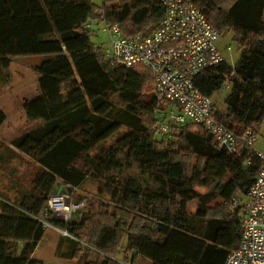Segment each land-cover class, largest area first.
<instances>
[{
    "label": "trees",
    "instance_id": "trees-1",
    "mask_svg": "<svg viewBox=\"0 0 264 264\" xmlns=\"http://www.w3.org/2000/svg\"><path fill=\"white\" fill-rule=\"evenodd\" d=\"M191 1L219 34L232 33L240 51L233 67L223 60L198 73L195 85L211 96L228 84L220 119L234 130L255 128L264 121V0ZM162 15L159 0H0V69L14 56H43L34 66L39 92L22 105L41 124L10 142L40 169L18 203L0 196V264H42L32 257L45 231L38 214L58 182L79 187L89 178L109 199L78 220H52L69 233L60 235L68 249L57 247L58 255L74 264H135L138 257L223 264L237 247L241 213L231 197L247 192L259 159L249 149L236 156L217 148L198 124L156 139L155 101L145 92L149 70L113 63L86 27L98 19L125 35L146 36ZM5 118L0 110V125ZM122 127L130 132L90 154Z\"/></svg>",
    "mask_w": 264,
    "mask_h": 264
},
{
    "label": "built area",
    "instance_id": "built-area-1",
    "mask_svg": "<svg viewBox=\"0 0 264 264\" xmlns=\"http://www.w3.org/2000/svg\"><path fill=\"white\" fill-rule=\"evenodd\" d=\"M159 1L163 15L149 35H125L117 25L98 19L87 21L86 27L103 24L101 29L109 36L103 53L113 63L124 67L139 64L149 70L155 101V136L169 138L177 129L198 124L210 133L217 148L236 156L249 149L259 159L258 172L247 192L231 197V205L241 212V236L223 264H264V152L255 148L256 129L228 127L220 119V110L211 96L203 95L194 83L198 73L224 60L217 44L219 32L191 0ZM60 185L63 188L47 198L37 218L45 229L69 235L52 220H78L81 210L78 217L73 211L83 204V199L63 203L62 198H69L77 187Z\"/></svg>",
    "mask_w": 264,
    "mask_h": 264
},
{
    "label": "rangeland",
    "instance_id": "rangeland-1",
    "mask_svg": "<svg viewBox=\"0 0 264 264\" xmlns=\"http://www.w3.org/2000/svg\"><path fill=\"white\" fill-rule=\"evenodd\" d=\"M93 2L97 5L101 4V0H93ZM102 26V23L93 26L89 37L90 41L95 45L106 47L109 42V36L106 31L101 29ZM217 44L224 56L225 64L233 67L239 57L240 51L233 39L232 33L224 32L219 34ZM226 46H230V49H226ZM42 58V55L14 56L11 58L7 68L0 69V110L6 115L5 120L0 125V196L15 203H18L31 190L35 175L40 169V166L34 160L20 152L10 142L16 136L41 124V120L39 119H28L22 109V105L27 99L36 95L38 91L37 74L34 71V66ZM151 89L152 85L150 82L145 92L149 94L151 93ZM228 91V87L223 85L211 95V99L221 113L225 111L224 98ZM254 126L257 134L254 144L255 148L264 152V121ZM129 132L130 129L127 127L120 128L97 144L90 151V154L93 156L101 154L120 137ZM154 137L159 139L158 136L154 135ZM59 185L58 182L56 188ZM59 188L62 189L63 187ZM195 188L196 191H205L203 187L197 186ZM68 196L69 198H62L63 203L68 204L69 202L83 199V204L74 208L73 212L76 214V217H78L80 210L81 212H85L91 205L109 199V195L102 185L97 180L91 178L86 179ZM60 239L58 231L47 227L33 251V258L42 261V264H74V260L58 255L60 251H67L68 249L66 244L60 242ZM57 247H59L60 251ZM122 247L123 242L117 252V257L120 259L123 257Z\"/></svg>",
    "mask_w": 264,
    "mask_h": 264
},
{
    "label": "crops",
    "instance_id": "crops-1",
    "mask_svg": "<svg viewBox=\"0 0 264 264\" xmlns=\"http://www.w3.org/2000/svg\"><path fill=\"white\" fill-rule=\"evenodd\" d=\"M37 85H38V84H37ZM38 92H39V89H38L36 95L38 94ZM36 95H34V96H36ZM34 96H33V97H34ZM204 190H205V189H204ZM198 192H200V191H198ZM201 192H203V191H201ZM218 200H219V199H218ZM218 200H216V202H217ZM195 205H196L195 200L189 201V202H188V209H189V211H193V210H195ZM32 257H33V256H32ZM135 264H150V262H149L146 258L138 257V258H136V260H135Z\"/></svg>",
    "mask_w": 264,
    "mask_h": 264
}]
</instances>
